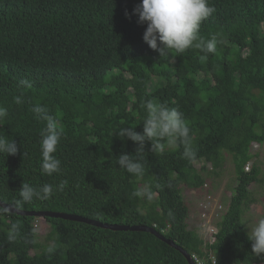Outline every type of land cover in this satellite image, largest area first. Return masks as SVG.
Masks as SVG:
<instances>
[{"label":"trees","instance_id":"obj_1","mask_svg":"<svg viewBox=\"0 0 264 264\" xmlns=\"http://www.w3.org/2000/svg\"><path fill=\"white\" fill-rule=\"evenodd\" d=\"M140 2L0 0V106L8 109L0 134L19 147L15 155H0V200L13 206L23 182L55 188L66 180L63 191L21 210L149 226L204 264H264V254L252 253L243 219L256 202L252 187L264 183L254 150L264 146V0H210L215 12L202 22L200 35L221 42L206 60L196 48L160 57L143 39L147 23L134 12ZM25 79L30 87L20 86ZM153 99L184 113L197 158H182V146L154 154L149 142L145 174L136 177L117 160L138 145L115 135V125L142 132L143 105ZM36 105L46 106L63 129L54 154L61 170L52 175L41 168L46 121L33 112ZM228 155L234 184L220 199L219 231L205 243L199 218L200 224L189 222L185 191L216 194ZM145 185L154 192L152 201L132 195ZM0 209V264H189L150 232L46 217L52 229L41 235V218ZM12 224L21 226L14 242L8 240ZM34 228L37 242L31 243ZM49 243L57 247L51 255L45 252Z\"/></svg>","mask_w":264,"mask_h":264},{"label":"clouds","instance_id":"obj_2","mask_svg":"<svg viewBox=\"0 0 264 264\" xmlns=\"http://www.w3.org/2000/svg\"><path fill=\"white\" fill-rule=\"evenodd\" d=\"M134 12L138 14L139 23H147L143 34L144 41L153 50L158 51L160 57L167 55L170 51L182 54L189 48H196L204 53L201 59L206 60L208 54L216 52L217 44L221 42L215 35L209 39H204L200 35L202 22L215 12V7L211 5L210 0H141ZM19 84L21 87L31 86L26 79L21 80ZM15 102L22 103L21 97L17 96ZM143 107L146 109V116L142 122V132L136 131L135 125L125 126L121 121L115 125V135H119L122 139H130L138 145L134 153L119 155L117 164L126 169L128 173L136 177H143L146 171L143 154L145 146L149 142L151 147L148 151L151 153L162 154L166 147L178 148L182 146V158L194 161L197 158V152L193 147L191 128L179 107L169 106L154 99L146 101ZM33 112L46 121V127L41 132V168L47 175H52L61 170V162L54 154L61 142L63 129L60 122L49 114L46 106L36 105ZM7 116L8 109L0 106V123H3ZM18 151L19 147L13 138L10 139L0 134V155H15ZM66 185L67 181L62 180L55 188L49 184L37 188L23 182L19 198L13 201V207L19 211L34 199H49L55 191H63ZM156 187L162 189L163 186L157 184ZM132 195L141 199L146 198L148 201H152L154 198V192L149 185L136 188ZM0 211H5V209H0ZM244 225L249 229L248 239L252 242V253L257 256L264 254V218L259 219L250 227ZM32 234L34 238L31 243H36L37 230L35 228ZM20 235L21 226L12 224L8 240L14 242ZM56 250L57 247L54 243H49L45 248V252L49 255L55 253ZM191 256L193 258V255Z\"/></svg>","mask_w":264,"mask_h":264},{"label":"rangeland","instance_id":"obj_3","mask_svg":"<svg viewBox=\"0 0 264 264\" xmlns=\"http://www.w3.org/2000/svg\"><path fill=\"white\" fill-rule=\"evenodd\" d=\"M255 152H257L258 156L256 157V161L258 166L261 170L264 171V146L256 145L254 147ZM247 170L252 169V165L250 164L247 168ZM261 178L264 176L261 174ZM235 180V173L233 170V163L231 156H227V161L225 163V170L223 174L216 180L217 187L214 188L216 191V194H213L210 202H208V206L211 207L212 210L217 207V205L221 204L220 199H222L223 196H228L230 194L229 185H233ZM204 186V185H203ZM201 189V188H200ZM200 189H186L185 196H186V203L189 205L191 204L190 208V224L196 225L200 224L198 220L199 215H201L203 204L202 199L205 191ZM254 190V196L256 198V202L253 203L247 211H245V214L243 216L244 222L249 227L254 225L259 219L264 218V183H258L252 187ZM197 215V216H196ZM39 233L41 235H46L50 230L52 229V225L50 223L45 222L42 218L37 222L36 224ZM247 231L249 229L246 227ZM201 235H203L202 231L200 232Z\"/></svg>","mask_w":264,"mask_h":264},{"label":"water","instance_id":"obj_4","mask_svg":"<svg viewBox=\"0 0 264 264\" xmlns=\"http://www.w3.org/2000/svg\"><path fill=\"white\" fill-rule=\"evenodd\" d=\"M0 205L4 208H6L8 211L17 213L20 215H28V216H36L37 218H46V217H55V218H62V219H69V220H74V221H80V222H85L88 224L96 225L99 227L103 228H108V229H113V230H119V231H145V232H150L157 237L167 241V243L174 248L180 250L182 254L186 257L187 261L189 264H197L195 260L192 258L191 254H189L186 250L182 249L179 247L177 244H175L174 241L167 239L163 234L159 233L155 228L149 227V226H128V225H112V224H107V223H102L99 221L91 220L84 218L79 215L75 214H68L64 212H53V211H27V210H19L17 211L12 205H9L3 201L0 200Z\"/></svg>","mask_w":264,"mask_h":264},{"label":"built area","instance_id":"obj_5","mask_svg":"<svg viewBox=\"0 0 264 264\" xmlns=\"http://www.w3.org/2000/svg\"><path fill=\"white\" fill-rule=\"evenodd\" d=\"M205 187H208L207 185H205ZM213 194H210L208 192H205L203 195V199L202 202L203 204L201 205L202 209V213L200 216H197L199 218V221L202 224V233L204 238H207L206 240L210 242V240L214 239V235L218 233L219 228L217 227V221L219 220V214L220 211L223 210L221 204L217 205L216 208H214V210L211 209L210 206H208V202H210V199L212 197ZM194 260L198 263V264H204V262L202 260H200L199 257H197L196 255H193Z\"/></svg>","mask_w":264,"mask_h":264}]
</instances>
